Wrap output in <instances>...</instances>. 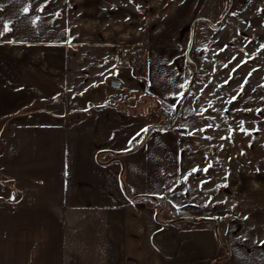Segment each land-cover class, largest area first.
<instances>
[{"label": "crops", "instance_id": "1", "mask_svg": "<svg viewBox=\"0 0 264 264\" xmlns=\"http://www.w3.org/2000/svg\"><path fill=\"white\" fill-rule=\"evenodd\" d=\"M12 1L0 0V264H264V117L233 128V102L221 115L193 83L142 140L189 85L203 1ZM134 51L140 88L120 75ZM138 95L157 108L133 114Z\"/></svg>", "mask_w": 264, "mask_h": 264}, {"label": "rangeland", "instance_id": "2", "mask_svg": "<svg viewBox=\"0 0 264 264\" xmlns=\"http://www.w3.org/2000/svg\"><path fill=\"white\" fill-rule=\"evenodd\" d=\"M202 1L197 17L206 22H198L195 26V51L191 57L196 61L198 72L193 86L215 91L204 98L216 100L217 111L221 115H226L221 111L227 110L233 102V118L229 119L235 122L233 128L238 127L239 121L245 122V118L246 122L261 120L264 117V0H234L231 13L216 29L212 26L220 22L228 11L230 0ZM28 2L33 4L34 0ZM14 3L17 4L16 0L12 1V10L17 6ZM33 10L34 7L30 12ZM11 65L14 74L22 73L19 63L11 62ZM186 68L187 84L192 77V68L189 64ZM140 73L134 74L129 69L120 75L130 81L129 84L135 83L140 88ZM16 80L19 83L26 81ZM135 97L136 104L142 100L141 95ZM151 106L153 104H147L145 100L132 113L140 111L139 114H147ZM148 128L142 140L148 134Z\"/></svg>", "mask_w": 264, "mask_h": 264}, {"label": "water", "instance_id": "3", "mask_svg": "<svg viewBox=\"0 0 264 264\" xmlns=\"http://www.w3.org/2000/svg\"><path fill=\"white\" fill-rule=\"evenodd\" d=\"M233 5H234V0H231V4H230V6H229V9H228L227 13H229V12L232 10ZM226 15H227V14H226ZM200 21L206 22V21H205L204 19H202V18H197V19L193 22V24H192V26H191L190 40H189L188 49H187V52H186V59H187L192 65H193V73H192V77H191V80H190V82H189V85H188V88H187L185 94H184V95L178 100L177 104L175 105L174 113H173V116L171 117L170 121H173V120H174V118H175V116H176V114H177V112H178V106H179V104L181 103V101L183 100V98L185 97V95L190 91V89H191V87H192V84H193V82H194L195 76H196L197 71H198V69H197V65H196V63L192 60L190 54H191V50H192V48H193V44H194V31H195V26H196V24H197L198 22H200ZM222 22H223V20L220 21L217 25L212 26V28H217V27H219V26L221 25ZM108 86H109V87H112V88H119V87H120V84H119L118 82L112 80V81L108 82ZM165 126H166V124H157V125H154V126H150V127L148 128V130H147V133H149L153 128H162V127H165ZM163 207H164V204H163ZM162 209H163V208H162ZM162 209H161V210H162ZM215 227H216V224H215ZM218 243H219L220 245L222 244V243L220 242L219 239H218Z\"/></svg>", "mask_w": 264, "mask_h": 264}, {"label": "built area", "instance_id": "4", "mask_svg": "<svg viewBox=\"0 0 264 264\" xmlns=\"http://www.w3.org/2000/svg\"><path fill=\"white\" fill-rule=\"evenodd\" d=\"M122 64L129 66L134 72L139 73L144 68V56L141 51H134L124 56Z\"/></svg>", "mask_w": 264, "mask_h": 264}, {"label": "trees", "instance_id": "5", "mask_svg": "<svg viewBox=\"0 0 264 264\" xmlns=\"http://www.w3.org/2000/svg\"><path fill=\"white\" fill-rule=\"evenodd\" d=\"M193 50L195 51L194 45H193V48H192V50H191V56L193 55V54H192ZM191 58L194 60L193 57H191ZM187 63L191 66V68H192V72H193V65H192L189 61H187ZM188 84H189V83H188ZM187 87H188V86H187ZM187 87H186V89H185L183 95L185 94V92H186V90H187ZM183 95H182V96H183ZM141 101H142V100H141ZM137 105H138V103L136 104V107H137ZM136 107H134V109H136ZM153 107H154V108H157L156 103L153 105ZM161 112H162L161 110H157V114H158V115H160ZM172 116H173V112L170 113V115L165 114L164 117L160 120V124L166 123V126H167V125H170V118H171ZM134 147H135V146H134ZM220 261H222V259H220L219 262H220Z\"/></svg>", "mask_w": 264, "mask_h": 264}, {"label": "flooded vegetation", "instance_id": "6", "mask_svg": "<svg viewBox=\"0 0 264 264\" xmlns=\"http://www.w3.org/2000/svg\"><path fill=\"white\" fill-rule=\"evenodd\" d=\"M230 4H231V0H230ZM230 4H229V6H230ZM229 9V8H228ZM232 11V10H231ZM231 11L229 12V13H227V12H225V14L222 16V18L220 19V21H222L223 20V22L227 19V17L229 16V14L231 13ZM227 14V15H226ZM200 22H203V21H200ZM223 22L221 23V25L223 24ZM219 23V22H218ZM217 23V24H218ZM216 24V25H217ZM220 25V26H221ZM218 28V27H217ZM213 29H216V28H213Z\"/></svg>", "mask_w": 264, "mask_h": 264}, {"label": "snow or ice", "instance_id": "7", "mask_svg": "<svg viewBox=\"0 0 264 264\" xmlns=\"http://www.w3.org/2000/svg\"><path fill=\"white\" fill-rule=\"evenodd\" d=\"M25 11H27V9H25ZM8 29H7V26H5V31H7Z\"/></svg>", "mask_w": 264, "mask_h": 264}]
</instances>
